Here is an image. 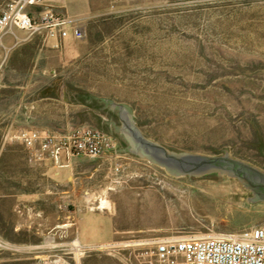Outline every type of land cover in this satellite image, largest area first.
Here are the masks:
<instances>
[{
    "label": "rangeland",
    "instance_id": "rangeland-1",
    "mask_svg": "<svg viewBox=\"0 0 264 264\" xmlns=\"http://www.w3.org/2000/svg\"><path fill=\"white\" fill-rule=\"evenodd\" d=\"M47 8L84 35L70 62L53 72L40 62L30 82L24 68L3 70L0 264H71L114 241L260 224L264 201L249 203L233 177H174L134 154L99 155L124 144L93 113L121 128L119 116L56 90L127 103L152 141L208 156L229 146L264 171V0H45L26 8L36 30L50 29Z\"/></svg>",
    "mask_w": 264,
    "mask_h": 264
},
{
    "label": "built area",
    "instance_id": "built-area-1",
    "mask_svg": "<svg viewBox=\"0 0 264 264\" xmlns=\"http://www.w3.org/2000/svg\"><path fill=\"white\" fill-rule=\"evenodd\" d=\"M44 1L12 0L0 13V35L10 26L36 30L38 24L26 8L41 5ZM43 18L51 19L50 30L58 26L62 37L71 34L81 39L84 35L79 23L66 28L63 25L69 24V20H54L49 9ZM105 245L113 249H132L143 264H264V215L260 224L237 234L213 230L167 232Z\"/></svg>",
    "mask_w": 264,
    "mask_h": 264
},
{
    "label": "water",
    "instance_id": "water-1",
    "mask_svg": "<svg viewBox=\"0 0 264 264\" xmlns=\"http://www.w3.org/2000/svg\"><path fill=\"white\" fill-rule=\"evenodd\" d=\"M56 93L60 99L66 102L83 104L95 109L101 108L119 116L122 121L121 128H117L114 121H107L93 113L106 125L107 130L124 144L120 148L102 151L99 155L134 154L165 167L167 173L174 177L184 175L189 179L233 177L245 188L250 189V195L247 198L249 203L252 204L258 200L264 201V171L248 162L231 157L229 150L232 147L223 148L226 153L221 156L185 152L146 138L136 127L133 109L127 103L115 102L108 97L94 96L86 91H73L62 83ZM77 115L79 116V112ZM251 123L253 126V122ZM259 132L257 134L261 143L255 146L264 153L263 141ZM251 145L254 144L251 143Z\"/></svg>",
    "mask_w": 264,
    "mask_h": 264
},
{
    "label": "crops",
    "instance_id": "crops-1",
    "mask_svg": "<svg viewBox=\"0 0 264 264\" xmlns=\"http://www.w3.org/2000/svg\"><path fill=\"white\" fill-rule=\"evenodd\" d=\"M28 13L32 16L30 11ZM77 43L71 34L62 37L56 30H24L10 26L0 35V81L4 80V68L13 65L25 69L24 77L28 82L37 73L40 62H44L46 72H53L77 54ZM122 249L82 252L71 264H143L133 252H121Z\"/></svg>",
    "mask_w": 264,
    "mask_h": 264
},
{
    "label": "bare ground",
    "instance_id": "bare-ground-1",
    "mask_svg": "<svg viewBox=\"0 0 264 264\" xmlns=\"http://www.w3.org/2000/svg\"><path fill=\"white\" fill-rule=\"evenodd\" d=\"M106 200V199H105ZM103 202V201H102ZM107 203V202H106ZM106 203L105 204H103V205H106ZM96 222V221H95ZM91 226V225H90ZM89 226V227H90ZM97 226V225H96ZM100 228V227H99ZM99 232V231H98ZM93 233L95 234V232H94V227L92 226V227H90V228H88L87 229V231H86V238H88V237H90L91 235H93ZM85 234V233H84ZM83 235V234H82ZM95 238V237H94ZM85 239V238H84ZM91 239V238H90ZM93 239V238H92ZM96 239V238H95ZM83 240V239H82ZM88 240V239H87ZM86 240V241H87ZM94 240V239H93ZM90 241V240H89ZM84 242V241H83ZM56 264V263H55Z\"/></svg>",
    "mask_w": 264,
    "mask_h": 264
},
{
    "label": "trees",
    "instance_id": "trees-1",
    "mask_svg": "<svg viewBox=\"0 0 264 264\" xmlns=\"http://www.w3.org/2000/svg\"><path fill=\"white\" fill-rule=\"evenodd\" d=\"M12 264H19L18 262L12 263Z\"/></svg>",
    "mask_w": 264,
    "mask_h": 264
}]
</instances>
